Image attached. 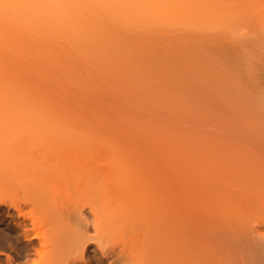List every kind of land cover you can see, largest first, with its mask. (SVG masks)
I'll return each instance as SVG.
<instances>
[{
	"label": "rangeland",
	"instance_id": "obj_1",
	"mask_svg": "<svg viewBox=\"0 0 264 264\" xmlns=\"http://www.w3.org/2000/svg\"><path fill=\"white\" fill-rule=\"evenodd\" d=\"M177 2L181 10L187 6L204 7L208 14L204 28L190 30L177 21L171 24L169 18L163 23L148 19L146 24L125 23L122 27V24L117 26V20L110 23L105 14L102 21L96 11L84 14L82 10L84 15L91 14L90 18L82 20L80 29L76 26L77 39L72 35L76 34L73 29L69 36L75 40L70 43L66 37V43L53 40L51 44L53 38L58 41V36L61 40L63 36L54 22L49 27L51 30L48 28L53 36L45 32L46 21L41 23L44 30L40 23L37 22L40 30L36 22L37 27L30 23L40 33L36 34L39 36L36 45L34 29L24 26L25 30L29 28L25 31L19 26L25 37L35 35L29 37L32 46L22 44L21 37L23 41L28 37L16 34L17 25L0 24L5 28L3 31L0 26V31L7 33L16 26L15 32L12 31L15 35L0 32L1 39L11 38L7 42L9 49L0 47L4 51L0 53V151L33 143L44 132L73 128L87 133L91 145L107 149L121 161L135 159L137 167L152 162L151 153L165 156L168 196L173 192L177 197L169 204V210L181 215L187 208L182 198L192 190L189 186L186 192L182 189L187 179L204 177L216 182L229 176L231 196L257 193L264 184V111L261 110L264 98L255 100L258 92H244L239 82L242 74L238 69L244 62L245 50L231 40V30L238 29V25L232 24L237 11L231 12V0ZM82 31L87 32L85 38ZM44 38L48 44L41 43ZM263 38L264 33L259 30L249 35L253 40L250 49L264 52ZM2 42L0 46H4ZM172 177L175 181L171 183ZM157 190L146 189L142 193L147 197ZM140 191H129L123 196L128 201L134 198L138 201L144 196L139 195ZM255 210L236 203L231 210V223L250 220ZM172 215V218L178 216ZM0 231L7 230L0 225ZM90 233L93 241H102L99 233L93 229ZM118 236V242L126 238ZM6 247L0 253V264L7 256L15 258L14 251L7 244ZM94 249L92 246L91 251Z\"/></svg>",
	"mask_w": 264,
	"mask_h": 264
},
{
	"label": "bare ground",
	"instance_id": "obj_2",
	"mask_svg": "<svg viewBox=\"0 0 264 264\" xmlns=\"http://www.w3.org/2000/svg\"><path fill=\"white\" fill-rule=\"evenodd\" d=\"M196 1L199 0H187L188 4ZM78 6H82L80 12ZM179 6L177 0H0V24L17 25L20 33L16 34L20 36L24 26L31 30L39 26L35 29L40 30L45 23V27L48 25L45 32L49 34L48 28L54 22L58 24L57 30L66 35L61 40L58 32V41L53 38L51 44L53 40L66 43V37L71 38L69 42L74 39L72 35L77 39L81 27L78 25L90 18L91 11L101 14L102 21L103 14L109 16L105 18L110 23L122 21L117 23L122 27L137 26L135 22L146 24L148 19L162 22L169 18L171 24L177 21L190 30L204 28L208 18L204 7L187 6L181 10ZM81 11L89 13L84 15ZM235 11L237 16L232 24L238 25V29L231 30V40L245 50L244 62L238 69L242 74L239 82L244 92L256 94L257 91L255 100L259 101L260 97L264 98V52L250 49L253 40L249 35L258 30L264 33V0H231V12ZM35 22L43 24L36 26ZM3 25L0 26L4 31ZM19 26L24 29L20 31ZM63 27H67L66 32ZM73 29L76 34L69 36ZM3 31L0 32L7 33ZM35 35L29 34L27 41L21 37V43L27 45L29 37ZM5 39L0 38L4 44L0 47L9 49L11 38ZM78 39H82L80 35ZM35 40V45L39 44ZM42 42L48 44L45 38ZM37 139L19 148L0 151V225L7 230L0 231V253L7 248L6 244L15 253L14 260L7 256L1 264H264V184L253 196H231L229 176L216 182L204 177L187 179L182 189L192 190L183 197L188 201L182 198L187 208L184 207L181 215L169 210V204L177 197L173 192L168 196L165 156L151 153L149 159L153 160L149 161L153 163L137 167L135 159L121 161L107 149L91 145L87 133L73 128L44 132ZM152 188L158 189L157 193L145 197L142 190ZM139 190L144 199L137 201L130 197L128 201L123 196ZM236 203L256 209L250 220L231 223V210ZM239 212H242L240 208ZM172 213L178 215V220L172 218ZM91 229L102 236V241H93ZM118 235L130 239L121 238L123 242H118ZM92 246L95 249L91 251Z\"/></svg>",
	"mask_w": 264,
	"mask_h": 264
}]
</instances>
